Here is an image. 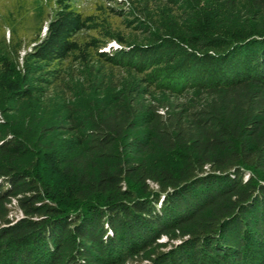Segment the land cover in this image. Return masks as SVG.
<instances>
[{"label": "trees", "instance_id": "1", "mask_svg": "<svg viewBox=\"0 0 264 264\" xmlns=\"http://www.w3.org/2000/svg\"><path fill=\"white\" fill-rule=\"evenodd\" d=\"M244 2L264 14V0ZM229 29L196 45L162 37L100 53L141 74L138 94L167 95L108 96L68 119L81 140L59 171L65 198L38 170L0 174V264H264V19ZM59 126L70 123L50 128ZM12 142L2 146L23 150ZM152 153L173 162L149 163ZM13 199L24 212L15 222ZM179 235L159 251L163 236Z\"/></svg>", "mask_w": 264, "mask_h": 264}, {"label": "rangeland", "instance_id": "2", "mask_svg": "<svg viewBox=\"0 0 264 264\" xmlns=\"http://www.w3.org/2000/svg\"><path fill=\"white\" fill-rule=\"evenodd\" d=\"M244 1L227 6L223 0H0V174L8 167L38 170L43 182L58 186L65 198L59 171L80 149L81 140L79 125L68 119L84 116L108 96L137 97L148 104L167 95L155 90L138 94L141 74L108 63L100 53L136 52L162 37L188 38L195 44L208 33L229 35V28L249 18L264 19L262 10H246ZM47 37L50 43L33 52ZM207 51L216 50L199 52ZM12 141H19L23 150L4 148ZM148 160L173 162L156 153ZM6 206L11 222L24 217L14 199ZM185 238L163 236L159 251L167 253ZM139 259L123 264L149 263Z\"/></svg>", "mask_w": 264, "mask_h": 264}]
</instances>
